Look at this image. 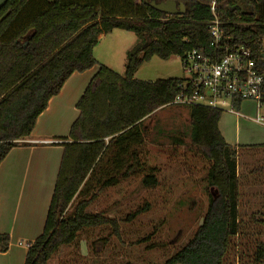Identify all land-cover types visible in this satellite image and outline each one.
<instances>
[{
    "label": "trees",
    "instance_id": "16d2710c",
    "mask_svg": "<svg viewBox=\"0 0 264 264\" xmlns=\"http://www.w3.org/2000/svg\"><path fill=\"white\" fill-rule=\"evenodd\" d=\"M151 1L168 0H8L0 10V166L17 142L31 137L39 116L67 80L99 67L77 104L79 117L69 136L61 138L70 142L61 144L64 153L45 229L28 249L26 264H48L84 229L111 223L86 212L93 199L84 197L94 184L106 189L146 172L143 184L157 186V169L146 167L136 147L144 143L143 122L170 106L182 79L151 82L135 75L154 57L168 60L206 47L213 1L224 31L252 51L264 75V0H174L186 6L183 16L157 12ZM115 29L139 38L127 53L123 76L94 57L100 37ZM188 108L190 142L208 162L207 182L215 191L198 231L164 264H226L243 220L240 155L220 132L222 112ZM249 171L245 186L263 187L264 165ZM76 198L80 201L66 218ZM9 245L10 237L0 234V252ZM254 262H264V242L258 244Z\"/></svg>",
    "mask_w": 264,
    "mask_h": 264
},
{
    "label": "rangeland",
    "instance_id": "374dc122",
    "mask_svg": "<svg viewBox=\"0 0 264 264\" xmlns=\"http://www.w3.org/2000/svg\"><path fill=\"white\" fill-rule=\"evenodd\" d=\"M138 41L136 34L115 29L100 39L94 57L123 76L127 53ZM187 77L178 56L168 60L154 57L135 75L137 80L151 82ZM239 112L252 118L257 115L254 105H243ZM261 115L264 116V109ZM223 117L231 137L240 135L244 144L264 143V126L229 114H222ZM142 128L144 143L136 149L147 168L157 169V186L143 184L146 172L119 179L117 186L106 189L94 184L84 197L93 199L86 212L101 214L111 223L84 229L74 243L61 248L48 264H164L198 231L208 208L209 194L215 190L207 182L208 162L190 142L189 108L159 109L143 122ZM250 148L243 146L239 150V174L244 183L240 189L243 220L241 235L235 239L226 264H257L255 253L258 244L264 242V223H260L264 221V186L244 187V176L251 177L249 170L264 165V151ZM259 191L262 194H257ZM79 201L76 198L68 208L66 218L73 214Z\"/></svg>",
    "mask_w": 264,
    "mask_h": 264
},
{
    "label": "crops",
    "instance_id": "0c3cea01",
    "mask_svg": "<svg viewBox=\"0 0 264 264\" xmlns=\"http://www.w3.org/2000/svg\"><path fill=\"white\" fill-rule=\"evenodd\" d=\"M102 37L104 35L100 39ZM98 70L96 66L83 73H74L39 116L31 137L17 142V147L2 162L0 234L10 237V245L7 252H0V264H26L28 249L43 234L63 158L61 144L70 142L61 138L69 136L79 117L77 104ZM243 105L254 104L246 102ZM245 117L251 118H237L250 121ZM225 120L221 118L219 129L229 145L238 152L243 146L264 151V143L244 144L240 135L231 137Z\"/></svg>",
    "mask_w": 264,
    "mask_h": 264
},
{
    "label": "built area",
    "instance_id": "2783aa9c",
    "mask_svg": "<svg viewBox=\"0 0 264 264\" xmlns=\"http://www.w3.org/2000/svg\"><path fill=\"white\" fill-rule=\"evenodd\" d=\"M213 20L208 25L209 44L193 49L182 59L187 78L182 79L179 93L170 106H201L223 114L244 117L239 109L250 102L256 117L246 118L264 125V75L258 69L252 51L237 42L223 29L216 2L211 4Z\"/></svg>",
    "mask_w": 264,
    "mask_h": 264
},
{
    "label": "water",
    "instance_id": "95a60500",
    "mask_svg": "<svg viewBox=\"0 0 264 264\" xmlns=\"http://www.w3.org/2000/svg\"><path fill=\"white\" fill-rule=\"evenodd\" d=\"M8 0H0V10L4 7ZM155 11L164 13L167 16H183L186 13V6L184 4H178L174 0H168L167 2L151 1L148 3ZM264 60V53L262 55Z\"/></svg>",
    "mask_w": 264,
    "mask_h": 264
}]
</instances>
